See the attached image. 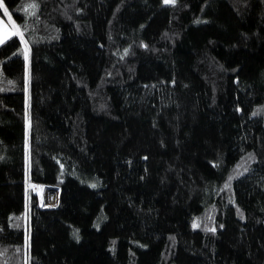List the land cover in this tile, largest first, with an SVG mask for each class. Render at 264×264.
I'll use <instances>...</instances> for the list:
<instances>
[{"label": "trees", "instance_id": "trees-1", "mask_svg": "<svg viewBox=\"0 0 264 264\" xmlns=\"http://www.w3.org/2000/svg\"><path fill=\"white\" fill-rule=\"evenodd\" d=\"M0 5V264H264V0Z\"/></svg>", "mask_w": 264, "mask_h": 264}, {"label": "rangeland", "instance_id": "rangeland-1", "mask_svg": "<svg viewBox=\"0 0 264 264\" xmlns=\"http://www.w3.org/2000/svg\"><path fill=\"white\" fill-rule=\"evenodd\" d=\"M5 13H7L9 18L13 21V23L16 24V21H15L13 15L7 10V8H5ZM15 27L18 30V32L20 33L21 30H20L19 26L17 25ZM18 35H20V34H18ZM23 45L25 46L24 57H25V60H26V63H25V68H26L25 79H26V82L29 83L30 75H31L29 49H28V46L25 43ZM26 90H27V88H26ZM25 101L28 102V90L26 92ZM32 189H33L32 190L33 193L34 194L36 193L40 197V200L42 202H47L48 205H54V204L57 203V191H54V190H51V189H46V191H42L40 188H38L36 186H32Z\"/></svg>", "mask_w": 264, "mask_h": 264}, {"label": "crops", "instance_id": "crops-1", "mask_svg": "<svg viewBox=\"0 0 264 264\" xmlns=\"http://www.w3.org/2000/svg\"><path fill=\"white\" fill-rule=\"evenodd\" d=\"M15 26H17V24L13 23L8 15H5V17L0 15V36L3 37V42L11 36L16 35L14 34L17 32ZM3 42H0V44Z\"/></svg>", "mask_w": 264, "mask_h": 264}, {"label": "snow or ice", "instance_id": "snow-or-ice-1", "mask_svg": "<svg viewBox=\"0 0 264 264\" xmlns=\"http://www.w3.org/2000/svg\"><path fill=\"white\" fill-rule=\"evenodd\" d=\"M164 2H165V4H170V3L174 4V3H175V0H164ZM0 6H2V5H0ZM29 7L34 9V8L37 7V5H35V4H31V5H29ZM14 34H20V35H21V38H23V37H22V34L19 33L18 30H17V32L14 33ZM0 42H3V37H2V36H0ZM26 58H27V57H26Z\"/></svg>", "mask_w": 264, "mask_h": 264}, {"label": "built area", "instance_id": "built-area-1", "mask_svg": "<svg viewBox=\"0 0 264 264\" xmlns=\"http://www.w3.org/2000/svg\"><path fill=\"white\" fill-rule=\"evenodd\" d=\"M44 203H45L46 206L48 205L47 202H44Z\"/></svg>", "mask_w": 264, "mask_h": 264}]
</instances>
